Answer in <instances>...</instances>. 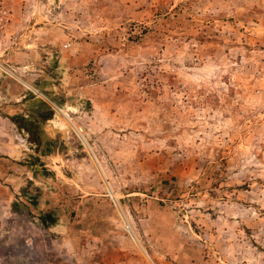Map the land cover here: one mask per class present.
Instances as JSON below:
<instances>
[{"label":"rangeland","instance_id":"rangeland-1","mask_svg":"<svg viewBox=\"0 0 264 264\" xmlns=\"http://www.w3.org/2000/svg\"><path fill=\"white\" fill-rule=\"evenodd\" d=\"M0 264H264V0H0Z\"/></svg>","mask_w":264,"mask_h":264},{"label":"trees","instance_id":"trees-1","mask_svg":"<svg viewBox=\"0 0 264 264\" xmlns=\"http://www.w3.org/2000/svg\"><path fill=\"white\" fill-rule=\"evenodd\" d=\"M24 100L31 101L28 111L29 115L25 117L22 114H17L12 115L9 118L19 129L26 130V132L31 137H33L34 134L38 135L40 124L52 117L53 110L45 101L39 98H35V96L31 92L27 93V96L24 97ZM32 140H34L36 143V149L41 146L42 141L40 138L36 139L35 137ZM48 218H50L51 223L54 221V217H52V214L50 212L42 215L41 220L44 224H47L49 220Z\"/></svg>","mask_w":264,"mask_h":264}]
</instances>
